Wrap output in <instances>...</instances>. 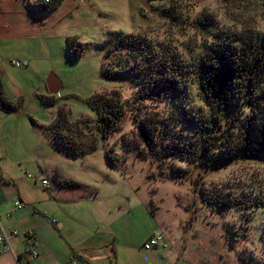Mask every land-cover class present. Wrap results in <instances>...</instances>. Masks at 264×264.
I'll return each instance as SVG.
<instances>
[{
    "label": "rangeland",
    "instance_id": "1",
    "mask_svg": "<svg viewBox=\"0 0 264 264\" xmlns=\"http://www.w3.org/2000/svg\"><path fill=\"white\" fill-rule=\"evenodd\" d=\"M29 1L0 0V78L6 98L14 105L19 102L14 112L0 110V153L6 169L23 167L21 176L29 182L27 177L40 174L35 165L42 152L41 159L55 168H72L75 179L96 188L103 210L97 230L109 237L108 246L97 254L113 246L117 255L95 264H264V158L239 156L218 167L190 163L178 153L182 142L196 136L183 120L184 111L168 95L136 85L129 75L107 77L102 71L114 60L124 63L123 57L128 58L126 49L116 44L119 35L143 36L189 62L210 41L208 31L214 27L263 32L264 0H61L48 11ZM67 38L82 45L80 54L69 53ZM24 57L26 67L10 65ZM50 73L61 83L59 104L42 108L34 93L45 92ZM188 86L184 110L201 117L208 108L197 87ZM100 93L116 98L122 110L105 136L86 102ZM58 114H68L62 127L68 128L66 134L95 142L96 150L70 159L51 147L54 156H46L43 133L30 118L41 125L52 121L54 129ZM138 122L155 135L159 131L156 139L166 136L160 140L163 146L147 150L137 136ZM77 200L72 198V204L83 206ZM37 207L54 211L56 203ZM152 233L162 235L165 248L173 252L171 263L141 248ZM57 243L64 250L60 239Z\"/></svg>",
    "mask_w": 264,
    "mask_h": 264
},
{
    "label": "trees",
    "instance_id": "2",
    "mask_svg": "<svg viewBox=\"0 0 264 264\" xmlns=\"http://www.w3.org/2000/svg\"><path fill=\"white\" fill-rule=\"evenodd\" d=\"M60 1L53 0L39 8L48 11L58 6ZM208 35L210 41L189 62H183L173 49L161 47L143 36L119 35L116 44L126 49L128 58L123 57L124 63L119 62L120 59L115 62L113 58L114 63L110 69L102 70L103 74L107 77L129 75L136 85L168 95L171 102L184 111L183 120L196 136L182 142L178 153L188 158L190 163L218 167L228 165L239 156L264 158V31L228 32L217 31L214 27ZM66 44L72 55L80 54L83 49L74 38H67ZM189 84L197 87L208 108L201 117L184 110L182 102L188 96ZM244 90L246 94L238 92ZM39 100L45 108L58 104L52 96H43ZM86 102L95 112L99 133L105 136L122 115L118 101L113 96L110 98L100 93L89 97ZM0 106L12 109L1 96ZM242 109L248 110L244 117H240L241 112L238 114ZM58 113L64 112L60 110ZM67 117L68 114H58L54 129L53 125L48 127L58 147L71 157L94 152L95 142L77 141L65 133L68 128L62 127ZM227 122L233 124L227 126ZM135 126L137 136L147 150L154 151L158 144L163 146L160 140L166 136L156 139L159 131L155 135V131L146 128L142 122ZM178 141L180 137L173 143ZM184 151L186 153L182 154ZM109 162L114 165V161ZM150 238H159L155 247L162 246V235L152 233L144 242Z\"/></svg>",
    "mask_w": 264,
    "mask_h": 264
},
{
    "label": "crops",
    "instance_id": "3",
    "mask_svg": "<svg viewBox=\"0 0 264 264\" xmlns=\"http://www.w3.org/2000/svg\"><path fill=\"white\" fill-rule=\"evenodd\" d=\"M29 2L33 6L40 7L37 1ZM21 60H26V57ZM49 76H51V81L47 84L46 82ZM44 85L45 92L43 94L37 95L34 93V96L36 95L35 97L42 108L43 106L39 100L40 97L52 96L54 99L58 100L59 98L56 97L58 96V91L49 93V90L55 87L59 90L61 83L54 74L50 73L44 80ZM0 96L12 106V109L0 106V110H6L8 113L14 112L19 102L17 105H14L6 98L1 78ZM52 107L57 108L56 106ZM54 115L52 120L54 119ZM30 122L33 126H37L43 133L45 145L48 149L47 152H45L46 156L51 157V155L54 154V151L52 152L51 150V147H53L64 157L70 159L83 157L68 156L58 147L56 141L48 132V127H50L52 121L47 125H41L30 118ZM41 154L42 152L37 154L35 165L36 168L40 170L39 176L33 177L31 175L27 177L29 182H26L21 176L23 170H20V168L23 167L18 168L16 172L9 171L3 164V157H1L0 153V221L5 231L14 229L18 232V236L11 239L12 252H2L0 247V264L26 263L27 258L25 253H27L28 245L22 234L29 230L33 232L36 238L38 256L34 260L28 259V264H61L60 260L62 259H64V261L70 259V262L73 264H95L96 262H100L101 259L110 258L109 254H111V256H116L117 251L114 250L115 247L113 246L108 250H103L101 255L97 254L102 247L106 248L108 246L106 242L109 238L103 237L97 230V228L101 226L102 220L100 221V216L103 218V210H101L102 206L100 205L101 201L98 199L99 192L90 183L75 179L73 177L72 168H57V166L55 168L54 165H51L52 163H50V160L46 161V159H41ZM42 180L47 181L48 184L46 186L42 185ZM51 183L55 184V188H52L53 190L49 188ZM70 187L72 190L83 191L85 195L80 196L74 192L68 193L67 190L71 191ZM75 197L78 198L77 201H79V203L80 200L84 201L83 206L72 204V198ZM58 200L62 202L60 203V205H62L60 207H58L59 204L57 205ZM16 201L22 203L21 208L15 209L13 207V203ZM41 202L56 203V210H46L45 207L38 208L37 204ZM66 202L69 203L67 204ZM129 203L130 202H128V204ZM63 204H67L68 207ZM46 213H50L51 215H46ZM6 214H8V216H6ZM124 214L123 223L126 224L124 229L128 231V213L124 212ZM52 219L55 220L54 223H51ZM59 239L65 245L64 250L58 247L60 244L57 243V240ZM164 243L165 241L162 239L161 245ZM132 250L133 249L130 248L126 249L128 252ZM151 250L155 254H161L169 263L174 260L173 252L167 250V247L163 249L162 246H158L144 251L148 252Z\"/></svg>",
    "mask_w": 264,
    "mask_h": 264
},
{
    "label": "built area",
    "instance_id": "4",
    "mask_svg": "<svg viewBox=\"0 0 264 264\" xmlns=\"http://www.w3.org/2000/svg\"><path fill=\"white\" fill-rule=\"evenodd\" d=\"M37 1V3L40 6H44V5H49L52 3L53 0H35ZM10 65L15 67V68H20V67H26L27 66V61L26 60H21V61H11ZM42 185L46 186L48 183L45 180L41 181ZM13 207L15 209H19L22 207V203L20 201H16L13 203ZM6 216H8V214H6ZM55 220H51V223H54ZM18 236V232L14 229L10 230V231H5L1 221H0V247L2 249V252H12V247H11V239L14 237ZM26 244L28 245V250L26 254V258L27 261L25 264H28V259L29 260H34L37 258L38 256V252H37V241L36 238L33 234V232L31 230L24 232L22 234ZM159 242V238H150L147 241H145L142 244V249L143 250H149L155 246L158 245ZM163 248H165V244L162 245ZM71 260H66L64 262V264H73L72 262H70Z\"/></svg>",
    "mask_w": 264,
    "mask_h": 264
},
{
    "label": "water",
    "instance_id": "5",
    "mask_svg": "<svg viewBox=\"0 0 264 264\" xmlns=\"http://www.w3.org/2000/svg\"><path fill=\"white\" fill-rule=\"evenodd\" d=\"M50 81H51V76H49L48 77V79H47V84H49L50 83ZM58 90H57V87H55V88H53L52 90H49V93L51 92V93H54V92H57Z\"/></svg>",
    "mask_w": 264,
    "mask_h": 264
}]
</instances>
